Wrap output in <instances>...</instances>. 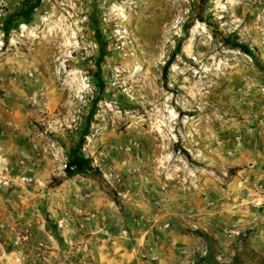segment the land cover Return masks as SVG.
I'll list each match as a JSON object with an SVG mask.
<instances>
[{
  "label": "rangeland",
  "instance_id": "rangeland-1",
  "mask_svg": "<svg viewBox=\"0 0 264 264\" xmlns=\"http://www.w3.org/2000/svg\"><path fill=\"white\" fill-rule=\"evenodd\" d=\"M4 4L0 74L21 80L53 177L71 145L92 158L104 234L173 246L174 264H264V0ZM16 189L0 202V264H92L81 217L44 230Z\"/></svg>",
  "mask_w": 264,
  "mask_h": 264
},
{
  "label": "crops",
  "instance_id": "crops-1",
  "mask_svg": "<svg viewBox=\"0 0 264 264\" xmlns=\"http://www.w3.org/2000/svg\"><path fill=\"white\" fill-rule=\"evenodd\" d=\"M0 82L3 92L0 94V159L3 163L0 171V202L1 199L13 198L17 192L16 187H20L27 207L33 205L35 196L43 216L44 230L49 224H53L52 227L57 230L64 228L70 225L71 219L68 217H81L82 221L77 225L87 232L81 242L87 244L96 240L90 253L92 264H174L173 246L160 244L139 248L142 241L146 242L141 237L136 239V249L133 250L120 237L110 239L104 234L105 225L101 220L107 212L108 201L101 193L93 192L88 179L75 176L57 186L47 187L51 177L59 174V164L55 159L47 158L44 150L32 143L28 127L29 115L23 108V95L18 90L21 80L12 83L8 74L1 73ZM19 154L25 157L21 164L18 162ZM66 156L67 153L65 160ZM77 188H80L78 193L75 192ZM62 202L68 206L66 212L59 208ZM50 216L53 221L48 220ZM95 220L98 224L94 223ZM76 227L75 225L74 228ZM99 232L102 234H97ZM93 233H96L95 236Z\"/></svg>",
  "mask_w": 264,
  "mask_h": 264
},
{
  "label": "trees",
  "instance_id": "trees-1",
  "mask_svg": "<svg viewBox=\"0 0 264 264\" xmlns=\"http://www.w3.org/2000/svg\"><path fill=\"white\" fill-rule=\"evenodd\" d=\"M24 8H25V10L28 8L27 13H29V11L31 10V6L28 4L27 1H24ZM22 13L23 12L16 11L12 15H10L8 20L10 19V21H11L12 19L20 16ZM27 13L22 15V17H20V19L23 20L25 18V16L28 15ZM9 23H11V22H9ZM230 44H231L230 46L237 48L238 50H240L244 53L247 52L246 47L239 44V43H233V44L230 43ZM80 148H81V146L78 143L71 145V147L67 151L66 162H65L64 167L62 169L63 176L62 177L61 176L60 177H53L52 180L50 181V183L48 184V186L58 185L63 180L71 179L75 176H80V177L89 178V179H100L101 178V174H100L99 170L97 169V167L92 165V158L83 156L80 153ZM111 198H112V201H114L115 203L117 202L116 196L114 194L112 195Z\"/></svg>",
  "mask_w": 264,
  "mask_h": 264
},
{
  "label": "built area",
  "instance_id": "built-area-1",
  "mask_svg": "<svg viewBox=\"0 0 264 264\" xmlns=\"http://www.w3.org/2000/svg\"><path fill=\"white\" fill-rule=\"evenodd\" d=\"M4 0H0V16L1 15H3V8H4ZM23 160H24V157L23 156H20L19 157V159H18V162L21 164L22 162H23ZM65 162H66V160L63 162V164L61 165V170L63 169V167H64V164H65ZM2 168H3V163H2V161H1V159H0V171L2 170Z\"/></svg>",
  "mask_w": 264,
  "mask_h": 264
}]
</instances>
